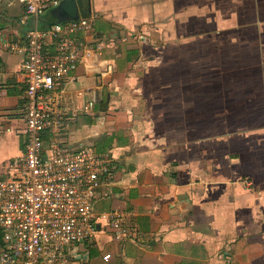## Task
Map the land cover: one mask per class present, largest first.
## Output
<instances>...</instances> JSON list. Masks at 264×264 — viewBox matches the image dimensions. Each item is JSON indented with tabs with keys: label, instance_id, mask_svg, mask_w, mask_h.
Returning a JSON list of instances; mask_svg holds the SVG:
<instances>
[{
	"label": "crops",
	"instance_id": "1",
	"mask_svg": "<svg viewBox=\"0 0 264 264\" xmlns=\"http://www.w3.org/2000/svg\"><path fill=\"white\" fill-rule=\"evenodd\" d=\"M240 2L264 4L69 0L49 14L50 25L92 18L76 37L103 49L66 77L67 125L45 145L106 157L112 183L94 214L125 212L134 230L119 246L103 227L64 248L67 264H264V62L205 59V37ZM23 14L0 5V165L25 155V56L3 45L24 37Z\"/></svg>",
	"mask_w": 264,
	"mask_h": 264
},
{
	"label": "built area",
	"instance_id": "2",
	"mask_svg": "<svg viewBox=\"0 0 264 264\" xmlns=\"http://www.w3.org/2000/svg\"><path fill=\"white\" fill-rule=\"evenodd\" d=\"M67 1L14 0L24 7L19 25L26 32L3 45L25 56L26 148L21 160L0 165V264H67L64 248L93 243L103 227L119 246L134 237L125 212L94 214L98 189L112 183L108 159L91 149L72 151L60 142L45 145L46 134L57 136L67 125L59 108L66 77L81 54L103 49L76 37L91 27L92 18L41 27L43 14Z\"/></svg>",
	"mask_w": 264,
	"mask_h": 264
},
{
	"label": "rangeland",
	"instance_id": "3",
	"mask_svg": "<svg viewBox=\"0 0 264 264\" xmlns=\"http://www.w3.org/2000/svg\"><path fill=\"white\" fill-rule=\"evenodd\" d=\"M259 4L257 11L252 9L253 3L240 2L238 19H233L232 13L228 12L229 17L217 20L216 26L221 27L223 33L205 37L207 62H264V13H259L263 10L258 9ZM260 6L263 8L264 4ZM231 7L230 1L225 3V11ZM214 24L213 21L212 26Z\"/></svg>",
	"mask_w": 264,
	"mask_h": 264
},
{
	"label": "water",
	"instance_id": "4",
	"mask_svg": "<svg viewBox=\"0 0 264 264\" xmlns=\"http://www.w3.org/2000/svg\"><path fill=\"white\" fill-rule=\"evenodd\" d=\"M63 6V4L60 6V7H58V8H56V9H53L52 11H50V12H46L45 14H43V16H42V23H41V27L42 28H47L48 26H50V23H49V21L47 22L46 20L48 19V20H50V16H49V14H53V13H55L56 12V10H58V9H60L61 7ZM77 19V18H76ZM76 19H73L72 21H77ZM63 21V19L61 20V19H58V20H56L54 23H61Z\"/></svg>",
	"mask_w": 264,
	"mask_h": 264
}]
</instances>
